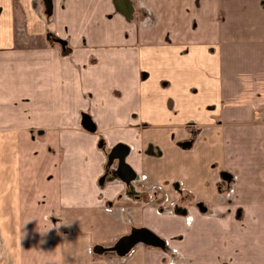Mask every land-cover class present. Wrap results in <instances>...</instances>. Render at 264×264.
Instances as JSON below:
<instances>
[{
	"label": "crops",
	"instance_id": "1",
	"mask_svg": "<svg viewBox=\"0 0 264 264\" xmlns=\"http://www.w3.org/2000/svg\"><path fill=\"white\" fill-rule=\"evenodd\" d=\"M0 264H264V0H0Z\"/></svg>",
	"mask_w": 264,
	"mask_h": 264
},
{
	"label": "water",
	"instance_id": "2",
	"mask_svg": "<svg viewBox=\"0 0 264 264\" xmlns=\"http://www.w3.org/2000/svg\"><path fill=\"white\" fill-rule=\"evenodd\" d=\"M81 124L88 131L95 130V124L87 114L82 115ZM128 153V146L124 144H117L110 150L107 156V165L111 166L112 163L116 161L115 174L125 184H129L136 178L134 170L126 163V156ZM139 242L155 247L164 246V241L150 230L145 228H136L133 229L130 234L121 237L116 244L110 248V250L115 251L119 256H124L135 244ZM101 252H103L102 248L99 250V253Z\"/></svg>",
	"mask_w": 264,
	"mask_h": 264
},
{
	"label": "rangeland",
	"instance_id": "3",
	"mask_svg": "<svg viewBox=\"0 0 264 264\" xmlns=\"http://www.w3.org/2000/svg\"><path fill=\"white\" fill-rule=\"evenodd\" d=\"M23 152H25V151L23 150ZM25 154H27V152H25ZM107 156H108V155H107ZM114 164H115V167H116V163H115V162H114ZM107 166H108V165H107ZM107 169H108V168H107ZM131 184H136V183H135V180L132 181ZM132 186H133V185H132ZM174 210H175V208H174ZM129 234H130V233H129ZM119 239H120V238H119ZM119 239H118V240H119ZM118 240H117V241H118ZM117 241H116V242H117ZM116 242L113 244V246L116 244ZM139 243H140V242H139ZM135 245H136V244H135ZM135 245H134V246H135ZM113 246H111V247H113ZM134 246H133V247H134ZM111 247L106 248V247H103V246H94V248H93V252H94V253H99V250H100L101 248L103 249V252H104V251H112V250H110ZM133 247H132V248H133ZM95 248H96V250H95ZM112 252H115V251H112ZM101 253H102V252H101ZM115 253H116V252H115ZM117 255H118V254H117Z\"/></svg>",
	"mask_w": 264,
	"mask_h": 264
}]
</instances>
